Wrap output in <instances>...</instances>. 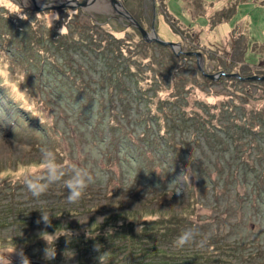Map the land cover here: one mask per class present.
I'll return each instance as SVG.
<instances>
[{
    "label": "rangeland",
    "instance_id": "1",
    "mask_svg": "<svg viewBox=\"0 0 264 264\" xmlns=\"http://www.w3.org/2000/svg\"><path fill=\"white\" fill-rule=\"evenodd\" d=\"M44 1L50 3V0ZM119 1L147 33L154 29L160 40L178 44L179 49L144 41L139 31L109 6L108 0L99 1L98 7L91 10L65 7L41 12L33 11L29 0H0V19L10 17L33 22L32 28L38 34L43 30L46 42L48 34L55 38L49 44L52 53L63 36L84 41L81 54L95 55L90 50L99 47L98 40H102L103 48L107 44L115 47V41L118 42L125 59L135 63L133 71L138 74L141 88L153 95V108L159 101L171 100L183 105L188 113L197 111L200 115H204L200 103L215 107L213 113L217 115L223 106H228L232 114L224 111L222 115L230 117L241 110L244 114L264 111V81L248 79L264 76V10L257 8H261L264 0ZM103 5L107 9L99 7ZM231 6H235V15L229 21L217 22L220 11ZM237 6H240L238 11ZM28 52L29 45L24 40H16L13 32L0 24V87L6 93H0V264H22V257L40 264H94L90 253L84 254L76 246L62 242V237L92 230L113 231L127 224L141 225L157 220L162 211L180 214L186 203L182 192L170 193L161 200L146 199L144 192L153 190L149 180L131 184L117 164V154L110 159L113 167L108 168L107 155L115 153V149L110 150L107 141L100 137L97 141L90 130L80 125L78 128L68 111L54 104L50 106L46 96L34 93L28 76L38 74L18 58L23 54L30 56ZM86 58L91 59V65L95 64L94 57ZM227 75H235L240 81L230 80L236 77ZM13 109L19 111L16 112L19 116H25L20 119L24 127L22 136L2 122L4 110ZM117 109H113L116 115L112 114V119L116 118L124 128L132 124L130 131L135 129L134 137L139 135L142 128L135 124L134 113L127 117L129 113L121 112L120 104ZM35 121L49 128L48 141L30 133ZM205 152L211 165L227 160L220 159L221 154ZM198 154L194 157L197 163H202L204 152L201 158ZM208 166L212 172L213 167ZM108 170L112 171L109 177L101 183L95 180L94 175ZM77 180L84 182L83 194L77 202H70L68 185ZM186 181L193 196L196 195L191 168ZM29 183L40 195L32 194ZM241 192L244 193V188ZM204 193L209 201L198 193V199L204 204L184 210L186 217L198 214L216 220L214 223L220 225L216 233L234 244L235 248H225L235 257L231 264H264V224L254 221L246 206L239 208L233 195L217 194L223 204L220 209L212 210L211 194ZM44 213L49 216L47 224L42 220ZM221 220L229 225L222 224ZM45 233L53 237L49 239ZM193 240L196 248L207 252V264H214L212 260L217 255L212 252L213 248L207 247L209 242L202 238ZM82 254L87 255L85 259Z\"/></svg>",
    "mask_w": 264,
    "mask_h": 264
},
{
    "label": "trees",
    "instance_id": "2",
    "mask_svg": "<svg viewBox=\"0 0 264 264\" xmlns=\"http://www.w3.org/2000/svg\"><path fill=\"white\" fill-rule=\"evenodd\" d=\"M262 4L261 8H257L264 10V3ZM238 10L240 6L236 7V11ZM234 15L235 6H231L220 11L216 20L229 21ZM32 23L27 19H0V24L8 28L9 32H13L16 40H24L30 47V56L23 54L18 58L38 74L28 76L34 93L46 96L50 106L54 104L57 108L68 111L69 118L75 120L78 128L80 125L90 130L96 140L100 137L101 140L107 141L110 150L115 149V153L107 155L110 163L108 168L113 167V156L117 154V164L131 184L136 185L139 180H149L153 190L144 192L146 199L161 200L170 193L177 194L178 191L186 198L180 214L162 211L157 220L141 225L127 224L113 231L92 230L80 235L68 234L62 237V242L76 246L85 252L84 254L90 253L94 264H102L105 261H108L105 264H112L111 261H115L114 264H207V252L196 248V240H193L202 238L209 242L207 247L213 248L212 252L217 255L212 260L214 264H231L235 257L227 250L235 248L232 246L234 244L227 243L222 234L216 233L220 226L214 223L216 220L202 218L198 214L186 217L184 210L203 206L204 203L197 197L198 193L208 201L204 191L211 194L212 210L220 209L223 204H220L217 194H231L238 207L246 206L253 220L263 226V109L248 114L241 110L238 115L234 113L230 117L222 115L224 111V114L230 113V107L223 106V110L217 115L213 113L215 107L203 103H200L202 107L199 108L204 115L197 111L188 113L183 105L179 106L171 100L159 101L153 108V95L141 88L138 74L133 71L135 63L125 59L127 57L118 42L115 41V47L107 44L103 48L102 40H98L99 47L90 50L95 55L81 54L84 41L70 40L69 37L63 36L64 39L59 41L57 50L52 53L49 44L55 38L48 34L46 38L49 41L46 42L43 30L38 34L32 28ZM102 35L114 39L108 33ZM89 39L94 41L93 37ZM86 56L94 57L95 64L91 65V59ZM82 66L87 68V71H83ZM88 70L92 71L91 75ZM94 76L97 78L94 79ZM0 93L6 94L1 87ZM117 104L121 105V112L129 113L127 117L134 113L135 122L137 121L135 124L142 128L139 134H142L141 137H134L135 129L130 131L132 124L124 128L116 118L112 119V114H115L113 109L118 108ZM4 111L2 122L5 121L8 128H15L14 133L22 136L24 127L21 126L20 119L25 116H19V111L14 109ZM214 120L217 121L216 124L213 123ZM33 123V126L28 128L30 133L34 132L37 138L42 137L48 141L50 132L46 124L40 121ZM32 144L35 145L33 142ZM205 151L209 155L221 154L222 156L218 157L227 160H218L217 164L213 162L211 165L206 159L208 157H205ZM196 153H199L198 158L203 157L202 163H197L198 159L194 157ZM208 165L213 167L212 172L208 171ZM189 168L192 169L196 181L194 189L197 193L194 196L186 181ZM111 174L112 171L108 170L103 174L94 175V178L101 183ZM174 183L177 185L173 186ZM242 188L244 193L241 192ZM221 222L226 223L224 220ZM226 225H229V222ZM184 233L189 236L188 242L176 247L177 237ZM224 255L227 258L224 259ZM86 256L82 254L83 259Z\"/></svg>",
    "mask_w": 264,
    "mask_h": 264
},
{
    "label": "water",
    "instance_id": "3",
    "mask_svg": "<svg viewBox=\"0 0 264 264\" xmlns=\"http://www.w3.org/2000/svg\"><path fill=\"white\" fill-rule=\"evenodd\" d=\"M31 5H32V10L35 12H41L43 10H48V11H54V10H59L63 9L65 7L69 8H80L84 10H91L95 9L98 7L99 1H105V0H83L81 2L77 0H50V3H46L44 0H29ZM109 1V6L112 7V9L115 10V12L125 19L131 26L135 27L139 33L141 34L142 38L146 42H155L158 45L161 46H169L173 48L174 50L179 49L178 44H173V43H166L162 40H160L154 31L152 29L151 33H147L141 25L138 23V21L130 14V12L124 7L123 3L119 0H108ZM100 8L107 9V5L99 6ZM195 55V54H194ZM196 55H201L200 53H196ZM197 57V56H196ZM229 77H236L235 75H227ZM240 79V78H238ZM253 81H264V76L262 77H253L250 78ZM27 264V262H25ZM28 264H40L39 262L36 261H28Z\"/></svg>",
    "mask_w": 264,
    "mask_h": 264
},
{
    "label": "clouds",
    "instance_id": "4",
    "mask_svg": "<svg viewBox=\"0 0 264 264\" xmlns=\"http://www.w3.org/2000/svg\"><path fill=\"white\" fill-rule=\"evenodd\" d=\"M68 187L70 189V195L68 196V200L70 202H77L83 194L82 189L85 187L83 180H77L74 183H69ZM28 188L33 195H40V192L36 191L35 186L33 184L29 183ZM40 191L42 192L43 189H41ZM42 220L47 224L49 222V216L46 213L42 214ZM44 235H46L49 239L53 237L52 235L47 233H45ZM188 240V234L184 233L181 236L177 237L175 243L177 244V246H183L188 242ZM25 262H27L28 264L27 258L22 257V264H25Z\"/></svg>",
    "mask_w": 264,
    "mask_h": 264
}]
</instances>
